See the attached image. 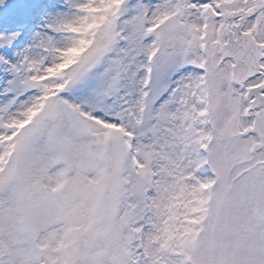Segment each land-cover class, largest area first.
Returning <instances> with one entry per match:
<instances>
[{
    "label": "snow or ice",
    "instance_id": "obj_1",
    "mask_svg": "<svg viewBox=\"0 0 264 264\" xmlns=\"http://www.w3.org/2000/svg\"><path fill=\"white\" fill-rule=\"evenodd\" d=\"M0 264H264V0H0Z\"/></svg>",
    "mask_w": 264,
    "mask_h": 264
}]
</instances>
